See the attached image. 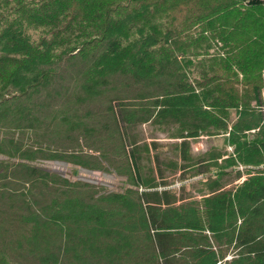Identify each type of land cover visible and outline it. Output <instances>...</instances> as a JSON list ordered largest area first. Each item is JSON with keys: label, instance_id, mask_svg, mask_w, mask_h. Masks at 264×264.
I'll return each instance as SVG.
<instances>
[{"label": "trees", "instance_id": "trees-1", "mask_svg": "<svg viewBox=\"0 0 264 264\" xmlns=\"http://www.w3.org/2000/svg\"><path fill=\"white\" fill-rule=\"evenodd\" d=\"M214 1L207 17L206 11L190 9L191 0H0V124L10 116L19 128L34 126L31 109L51 106L42 99L31 108V99L49 89L64 69L63 74L78 76L76 88L85 93L75 104L95 103L102 95V111L91 109L88 115L96 120L101 114L110 122L105 126L118 134L152 120L162 131L173 125L170 135L178 138V156L167 162L152 151L157 142L129 139L132 149L124 150L117 168L130 173L129 182L137 188L123 186L98 196L91 191L87 198L63 187L55 193L64 200L54 198L43 211L21 190L29 208L24 221L31 223V232L22 237L40 264H144L134 243H144V253L151 249L148 264H264V170L230 187L223 180L236 162L251 167L264 162V116L252 108L253 101H261L260 88L249 81L244 87L240 80L264 64V14H254L264 9V0ZM255 25L262 31L253 30ZM214 39L223 43L226 65L195 73L194 45L205 63ZM66 94L67 100L74 97ZM68 103L61 117L70 127H84L73 121L79 108ZM231 107L237 114L233 120ZM231 121L235 158L218 161L222 151L217 148L189 157L190 139L201 132H225ZM85 127L68 138L75 144L93 139L94 127ZM256 127L252 137L246 134ZM39 140L28 146L0 138V152L32 161L42 148ZM75 150L59 155L85 167L98 166L95 158L107 160L106 153ZM52 153L44 156L57 157ZM0 163L7 171L10 162ZM17 163L27 185L43 177L48 186L46 178L58 174L40 164ZM161 163L174 173L172 180ZM177 180L182 184L175 186ZM0 264H14L1 245Z\"/></svg>", "mask_w": 264, "mask_h": 264}, {"label": "rangeland", "instance_id": "rangeland-1", "mask_svg": "<svg viewBox=\"0 0 264 264\" xmlns=\"http://www.w3.org/2000/svg\"><path fill=\"white\" fill-rule=\"evenodd\" d=\"M214 3V0H191L189 7L194 12L206 11L208 17L210 16L212 8L211 5ZM254 14L258 15V18H260L264 14V9H255ZM258 26L259 25H255L252 28L259 33L262 30ZM195 43L198 42H194V44ZM222 44L223 43H218V40L215 39L214 43H210V48L206 51V53H204L207 58L205 63L202 62V59L204 58L200 52L202 50H200V47L197 48L196 44L194 45L195 49H197V56L195 54L196 59L192 65L195 73H202L204 68L208 69V67H213L215 65H226L227 62L224 61L227 60L226 58L228 55H226V50ZM216 55L220 56L222 62H216ZM220 58H218V60ZM261 58V60H263V57ZM234 62V59H232V63ZM248 65H251V63ZM63 71L64 69L60 71V75L62 74V77H57L49 89L43 90L31 99V108L34 103L36 104L42 99L44 100L43 102L48 103L49 106H51V110H47V106L45 108H38L37 106H34L31 109L30 116L34 119V126L26 127L25 124L21 122L23 124L19 128L14 123H11L12 120L10 119V116L1 120L0 138H3V141L7 140L6 143H9L10 139L13 141L15 139L16 143L20 141L22 144H28L29 146L33 141L37 143L38 138V140L40 139L39 145L42 146L41 150L37 153L38 158L32 161L30 158H23V155L21 156L17 154L10 156L8 153L0 152V162H10V166L7 171L3 168V163H0V245L9 254L14 264H40L38 258L34 257V253L29 250L32 248V244H30L24 236L22 237L23 233L29 234L31 232V223L24 221V216L29 213V208L28 205L22 201L24 197H21L23 196L20 194L21 190L27 191L25 194L28 195V197L35 203L34 208L43 211L46 210V208L52 203L54 198H56L55 200H57V202L64 200L65 195L62 196L60 193H55L60 192V188L63 187L68 189L67 193H71L73 196L82 194L87 198H89L91 191H95L98 196L99 191L102 193L111 190H120L123 186H134L137 188V185L129 182L128 174L130 173L127 174L126 172H120L117 168L118 164L124 162L122 157L124 150L127 149L128 151H131L133 145H130L129 139L132 138L138 141L137 144H142L143 142H157V147H153L152 151L155 152V154H160L162 162H167L168 159L174 160L176 159V155L178 156L177 148L175 146L178 138L170 135V132L173 130V125H168L171 126L169 131H162V129L157 125L158 123L154 124V121L149 120L145 122H137L135 123L136 125L134 124L131 125V127H127V134L125 133V128H123L118 134L115 132L117 129L113 126H105L106 124H110V122L101 114L97 115L96 120L88 115L91 109L97 112L102 111L104 106L101 102H105L102 95L99 97V100L95 101V103H84V106L76 105L75 100L79 102V100L85 96V93L81 91L79 92V88H76V84L79 82L78 76L75 78L73 76H69L67 73L63 74ZM254 73L255 74H252L249 77L241 76L242 79L240 80L242 81L244 87L248 81L256 82L259 85L261 101H253L252 108H254L257 112L262 113L264 116L262 109V106L264 105V64L262 69L258 67ZM55 88H57L60 92L55 94L53 92L55 91ZM119 88L120 86L116 87V89ZM249 89L253 91L254 88L252 83H250ZM67 91H69L74 97H70L69 100H67L65 98ZM240 92L242 93L243 90ZM109 96L111 95H108V97ZM67 102H70V104L73 103L72 108L74 106L79 108L80 113L75 115L73 121L81 122L84 127H70L69 123L61 117L62 115H65L63 112L60 113L62 106L66 105ZM92 103V108H89ZM16 105H14V107ZM235 110L236 109L233 107L229 108L232 120L235 116L237 117ZM40 119L42 120L41 122ZM16 121L14 120V122ZM85 126L90 128L94 127L93 132L97 133L93 135V139L88 138L83 142H79V144H75L76 141L72 142L71 139L68 138L69 133L74 134L76 131H85ZM231 129L232 121L229 123L225 132L217 134L201 132L197 137L190 139L187 145L189 157H191L192 154L197 156L201 153H205L209 149L217 148V150L222 151V155L218 158V161L235 158V146L229 141ZM256 129H258V127L246 130L245 132L246 134L251 133L250 137H252ZM119 140L122 141V143H119ZM124 144L127 147H125ZM73 150L78 151L83 155L86 153L98 156L99 153H106L108 161L106 159L95 158V161L99 164L98 166L91 165L85 167L81 164L82 161L80 160L73 158L68 159L59 155ZM56 151L58 152L57 157L54 155H52V157L44 156L49 153L53 154L52 152ZM145 155L147 156L146 150ZM146 160L143 164H146ZM20 161L30 164H40L43 170L46 169L47 171L56 172L58 173V176H48L45 180L48 182V186L42 182L43 177H39L40 181L34 182L35 184L31 185L30 183L27 185L26 180L24 179L26 176H23V173L25 172L22 170L23 173L21 174L16 171L21 167V164L17 163ZM108 162L113 164L109 166ZM161 165L165 167L163 163H161ZM258 169L264 170V162L257 164V166L254 167H251L249 164L236 162L234 166L228 167V172L230 173L223 177L224 186L230 187L234 183L242 182L247 176L255 173V170ZM232 170H239L241 176H237V171L234 172ZM3 172L6 174L5 177L1 175ZM164 174L165 177L170 180L175 177L173 176L174 173L171 169L166 167ZM64 179L69 181L72 185L66 184L63 181ZM187 181H192V179L190 178L186 180V182ZM174 183L175 186H179L182 184V181L177 180ZM26 185L32 192L24 187ZM183 192L185 195H188L187 190H184ZM58 243H60V241H58ZM140 245L142 246L144 243H139V246H137V243H134L137 257H139V260H141L142 263L148 264L145 258L148 255L150 256L149 250L151 249H148V252L144 253V248L140 249ZM131 257H134V255Z\"/></svg>", "mask_w": 264, "mask_h": 264}, {"label": "built area", "instance_id": "built-area-1", "mask_svg": "<svg viewBox=\"0 0 264 264\" xmlns=\"http://www.w3.org/2000/svg\"><path fill=\"white\" fill-rule=\"evenodd\" d=\"M263 112H264V105L262 106Z\"/></svg>", "mask_w": 264, "mask_h": 264}, {"label": "bare ground", "instance_id": "bare-ground-1", "mask_svg": "<svg viewBox=\"0 0 264 264\" xmlns=\"http://www.w3.org/2000/svg\"><path fill=\"white\" fill-rule=\"evenodd\" d=\"M95 22H93V24H94ZM36 223V222H35Z\"/></svg>", "mask_w": 264, "mask_h": 264}]
</instances>
